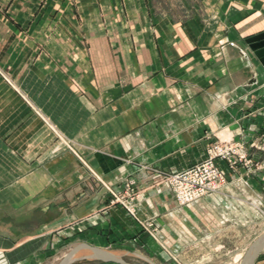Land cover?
Returning <instances> with one entry per match:
<instances>
[{
	"label": "crops",
	"instance_id": "crops-1",
	"mask_svg": "<svg viewBox=\"0 0 264 264\" xmlns=\"http://www.w3.org/2000/svg\"><path fill=\"white\" fill-rule=\"evenodd\" d=\"M263 31L264 0H0V264L70 241L131 254L146 221L176 264L239 243L264 169L219 159L228 182L183 206L166 176L218 140L264 158Z\"/></svg>",
	"mask_w": 264,
	"mask_h": 264
},
{
	"label": "rangeland",
	"instance_id": "rangeland-1",
	"mask_svg": "<svg viewBox=\"0 0 264 264\" xmlns=\"http://www.w3.org/2000/svg\"><path fill=\"white\" fill-rule=\"evenodd\" d=\"M220 141V140H218ZM216 142V141H215ZM214 142V143H215ZM213 143V144H214ZM244 152L247 155V160L245 161V165L249 169H251V173H255L257 171H261L264 169V158L261 157L260 161H254L252 157H249V153L246 148L243 149ZM262 154H264V143L262 142L260 144V147L258 149ZM261 154V156H262ZM224 160V159H221ZM228 163L227 160H224ZM218 166L226 172V170L219 165ZM229 164V163H228ZM229 166L231 168L236 169L237 165H234L232 167L230 164ZM245 185L247 182H244ZM260 184L264 187L263 182H260ZM248 186V185H247ZM261 195L258 194H245V202H246V208L244 213V223L240 225V227L237 229V232H239V235H241V239H239V243H236V239L227 240L226 244L223 245L222 252L220 251H198L197 255L202 257V255L205 256L207 259V264H239L240 260L242 259L243 255L245 254V251L249 244L252 242V240L257 237L260 233L264 231V188L260 189ZM118 196L121 200H125L126 196L121 195L118 193ZM115 199V196L113 197V200ZM117 203H122L121 201H118ZM147 222V221H146ZM149 228H145L147 232L152 235V238L154 236V240L152 241H144V244L136 243L130 248L131 254L124 255V259L127 261L136 263V264H146L149 262V260L158 262L159 264H176V243H170L166 238L160 239V233H159V227L156 229L157 226H149ZM230 233L236 234V229H231ZM170 234H172L173 230L169 229ZM155 240L158 241L155 242ZM244 241V243L241 245L240 241ZM73 241L63 243L53 254L52 259L48 262H45L44 264H57V262L62 258V256L67 252V250L72 246ZM205 246V245H204ZM213 248L216 246L219 247V245H211ZM210 246H207L209 248ZM203 248V247H202ZM242 248L245 249V251H242ZM220 249V248H219ZM210 250V248H209ZM242 253L239 255V253ZM241 256V258H240ZM221 258V259H220ZM239 258V259H238ZM222 260V261H221ZM83 263H89L87 260L79 261L74 264H83Z\"/></svg>",
	"mask_w": 264,
	"mask_h": 264
},
{
	"label": "built area",
	"instance_id": "built-area-1",
	"mask_svg": "<svg viewBox=\"0 0 264 264\" xmlns=\"http://www.w3.org/2000/svg\"><path fill=\"white\" fill-rule=\"evenodd\" d=\"M244 148L243 143L238 141H216L209 148V156L206 159L185 169L168 173L166 180L171 187L174 199L182 206L190 205L211 193L220 191L228 182V178L227 173L218 166L217 161L227 160L234 167L238 162L247 160ZM114 196L113 201H121L127 205L132 214L136 213L128 202L119 198L118 194L115 193ZM146 224L152 226L153 222L147 221Z\"/></svg>",
	"mask_w": 264,
	"mask_h": 264
},
{
	"label": "water",
	"instance_id": "water-1",
	"mask_svg": "<svg viewBox=\"0 0 264 264\" xmlns=\"http://www.w3.org/2000/svg\"><path fill=\"white\" fill-rule=\"evenodd\" d=\"M247 41L259 56L260 61L264 64V31L249 37ZM263 250L264 231L252 240L239 264H255ZM83 260L136 264L124 259L123 252L120 249L100 247L86 242L72 245L57 264H74ZM146 264L156 263L149 260Z\"/></svg>",
	"mask_w": 264,
	"mask_h": 264
}]
</instances>
